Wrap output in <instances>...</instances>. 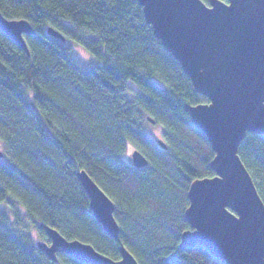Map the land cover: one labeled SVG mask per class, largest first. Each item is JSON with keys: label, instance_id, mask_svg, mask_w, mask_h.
Segmentation results:
<instances>
[{"label": "trees", "instance_id": "obj_1", "mask_svg": "<svg viewBox=\"0 0 264 264\" xmlns=\"http://www.w3.org/2000/svg\"><path fill=\"white\" fill-rule=\"evenodd\" d=\"M0 12L37 31L25 35L27 52L0 28V264H88L62 252L51 259L37 246L48 238L42 223L113 259L124 245L140 264H225L201 244L181 246L191 228L190 185L215 174L214 151L186 104L209 99L155 36L139 2L0 0ZM75 44L91 62L76 56ZM147 122L164 127L167 148ZM129 143L147 166L124 159ZM239 155L264 200V135L248 133ZM81 169L115 202L118 239L94 217Z\"/></svg>", "mask_w": 264, "mask_h": 264}, {"label": "water", "instance_id": "obj_2", "mask_svg": "<svg viewBox=\"0 0 264 264\" xmlns=\"http://www.w3.org/2000/svg\"><path fill=\"white\" fill-rule=\"evenodd\" d=\"M137 1L155 36L195 90L209 99L186 104L193 125L205 133L214 151L210 167L215 174L190 185L185 218L191 228L182 233L181 246L201 244L225 264H264V200L239 155L248 133L264 135V0ZM0 28L29 52L25 35L37 31L28 20L8 19L0 12ZM48 32L65 39L52 27ZM158 143L168 147L162 140ZM132 158L138 168L149 164L139 149ZM76 175L94 217L118 239L115 202L85 169ZM41 227L49 241L39 240L37 246L54 261L62 252L88 264H140L124 245L121 258L113 259L91 243L68 239L44 223Z\"/></svg>", "mask_w": 264, "mask_h": 264}, {"label": "rangeland", "instance_id": "obj_3", "mask_svg": "<svg viewBox=\"0 0 264 264\" xmlns=\"http://www.w3.org/2000/svg\"><path fill=\"white\" fill-rule=\"evenodd\" d=\"M74 52L76 56L85 64L89 63L92 61V56L81 46L79 45H74ZM146 129L148 134L156 141L158 142L161 139L164 138V127L159 124H155L152 122H147L146 123ZM136 149V146L132 143H129L126 147V150L124 152V159L129 162L133 163V158H132V152L133 150ZM138 149V148H137ZM141 151V150H140ZM42 240L47 241L48 238L46 237H41Z\"/></svg>", "mask_w": 264, "mask_h": 264}]
</instances>
